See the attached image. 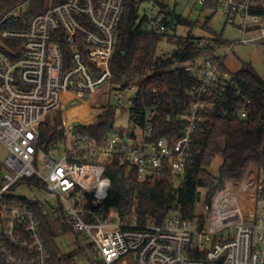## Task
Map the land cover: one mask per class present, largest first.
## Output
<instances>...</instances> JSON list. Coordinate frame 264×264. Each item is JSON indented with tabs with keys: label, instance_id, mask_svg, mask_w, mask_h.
<instances>
[{
	"label": "built area",
	"instance_id": "1",
	"mask_svg": "<svg viewBox=\"0 0 264 264\" xmlns=\"http://www.w3.org/2000/svg\"><path fill=\"white\" fill-rule=\"evenodd\" d=\"M192 1L203 13L220 15L239 28L242 39L230 42L220 55L212 38L201 37L199 57L174 65L185 70L192 86L183 103L184 128L175 142H148L160 104L139 107L144 100L138 82L148 75L130 82L122 76L117 84L113 80L111 60L128 0H61L32 16L31 9L11 15L17 10L15 4L5 10L0 18V148L5 151L0 171V264H50L43 220L60 217L73 233L89 241L87 253L94 262L119 264L131 257L135 264H264V200L259 198L264 182L249 178L226 183L211 204L205 203L204 225L179 217L143 227L102 220L91 223L77 205L95 191L107 162L134 168L139 181L166 171L183 173L193 135L203 113L212 108L211 96L219 87L235 85L225 66L228 54L236 44L259 46L264 54V16L253 12L264 0ZM169 21L167 15H159L154 30L170 32ZM208 51L212 53L207 55ZM71 91L113 97L108 108L127 112L132 123L143 122V127L137 126L141 144L134 143L137 129L130 127L125 135L117 130L101 139L70 128L64 129L59 146L43 152L38 126ZM240 115L246 117L244 111ZM61 151L63 156L56 160ZM41 155L43 170L38 169ZM70 156L75 157L73 162ZM30 179L38 180L37 187L54 201H28L11 194Z\"/></svg>",
	"mask_w": 264,
	"mask_h": 264
},
{
	"label": "trees",
	"instance_id": "2",
	"mask_svg": "<svg viewBox=\"0 0 264 264\" xmlns=\"http://www.w3.org/2000/svg\"><path fill=\"white\" fill-rule=\"evenodd\" d=\"M150 1L153 0H128L117 29L118 41L111 70L115 84L121 82L122 76L130 82L137 76L148 75L147 79L138 82L144 100L139 107L141 110L149 109L160 102L151 123L153 134L148 142L154 143L159 139L175 142L184 128L186 110L183 103L189 99L192 86L185 70L174 69V65L198 58L200 41L192 31L182 36L180 28L193 29L200 23H192L183 14H176L158 4L159 15L165 14L170 20L167 24L170 32L158 33L152 20L140 15L142 4ZM263 4H258L253 12L264 16ZM45 8L42 3L34 4L31 16L43 12ZM200 26L207 29L205 25ZM212 41L221 47L230 44L218 35ZM163 43L175 48L171 55L161 54ZM210 53L212 51H208L207 55ZM231 80L234 86L219 87L211 96L212 108L203 113V120L193 135L191 156L183 173L173 175L166 171L163 175L139 181L134 168L130 169L117 161L107 162L95 191L85 194L77 203L85 211V220L143 227L162 225L168 218L179 217L190 221L197 219L204 225L206 216L196 214L200 190L207 191L205 202L211 204L217 194L225 189L227 182H242L260 173L263 174V181L259 183H263L264 79L251 64H244L240 71L232 73ZM155 90L159 96H156ZM247 101L249 105H246ZM242 111L246 113L245 118L240 115ZM126 113L108 108L97 116L95 125L80 127L78 131L101 139L117 130L125 135L129 127L132 130L137 126L143 127L142 121L132 123L130 119L127 129H114L117 118ZM38 129L39 147L43 152L49 153L63 142L61 121L54 120V124L41 122ZM74 158L70 156L69 161L73 162ZM218 158L222 164L217 175H214L210 167ZM259 198L264 200V192L259 194ZM62 220L63 217L56 221L43 220L42 234L52 256L50 264H72L73 254H65L57 243L60 231L73 233ZM60 228L63 231H58ZM84 255L91 259L89 254Z\"/></svg>",
	"mask_w": 264,
	"mask_h": 264
},
{
	"label": "rangeland",
	"instance_id": "3",
	"mask_svg": "<svg viewBox=\"0 0 264 264\" xmlns=\"http://www.w3.org/2000/svg\"><path fill=\"white\" fill-rule=\"evenodd\" d=\"M59 1L61 0H0V18L5 13V10L14 4L17 6V10L11 12V15L28 13L34 4L42 3L45 7H48ZM158 4L168 8L170 11H176L177 14H183V16L188 18L192 23H200L207 27L206 30L202 28L200 24L194 26L193 29L191 27H181L180 34L182 36H185L192 31L195 37H206L211 39L218 35L223 41L228 43L239 42V40L242 39V33L239 28L227 24L226 19L220 15L212 16L209 12L203 13L201 8L196 6L195 2L191 0H182L178 4L175 0H153L146 2L141 6L140 15L142 17L144 15L148 16L154 24V18H157L160 13V7ZM18 5L21 6L18 7ZM225 47L226 46H222L219 48L218 54L224 55ZM174 49V47L163 43L160 52L161 54L171 55ZM244 64H251L258 75L264 79V54L259 46L236 44L225 61V66L231 73L240 71ZM113 102V97L71 91L63 94L60 107L44 116L42 122L54 124V120L61 121L63 129L74 128L75 131H78L80 127L95 125L94 123L96 122L97 116L104 113L108 106L112 105ZM128 121L127 115H121L116 120V126L122 129H127L129 125ZM136 131L138 138L134 140V143L141 144L142 131L139 128ZM111 135H113V133H111ZM62 151L64 152V150ZM62 151L57 154L56 160H59L61 156H63ZM4 159L5 151L0 148V165L3 163ZM43 160L44 157L41 155L38 163L39 170H43ZM221 164L222 160L219 158L216 159L210 167V172L217 175ZM38 183V180L30 179L19 185L11 192V194L16 198H22L28 201L39 200L53 202L54 198L51 197L45 189L38 188ZM229 189L231 190L230 185ZM206 194L207 191L205 189L200 190V200L196 208V214L198 216L205 214L204 206L206 203ZM60 230L62 229H58V231ZM228 233V230L225 231V234ZM57 243L59 248L65 254H73L71 258L72 264H91L94 260L93 255L90 260L84 255L88 254L87 250L89 249V241L81 235H76L68 231H60L57 237ZM132 263L133 260L130 258L123 260L119 264Z\"/></svg>",
	"mask_w": 264,
	"mask_h": 264
},
{
	"label": "crops",
	"instance_id": "4",
	"mask_svg": "<svg viewBox=\"0 0 264 264\" xmlns=\"http://www.w3.org/2000/svg\"><path fill=\"white\" fill-rule=\"evenodd\" d=\"M250 179H252L253 181H255V182H261V181H263V174H261L260 175V173H258V174H256V175H254V176H251V178ZM228 183H230V184H234V182H228ZM131 257H128V258H125L124 260H126V259H130ZM133 260V259H132ZM123 261V260H122ZM131 263V262H130ZM132 264H135V262H134V260H133V263Z\"/></svg>",
	"mask_w": 264,
	"mask_h": 264
},
{
	"label": "bare ground",
	"instance_id": "5",
	"mask_svg": "<svg viewBox=\"0 0 264 264\" xmlns=\"http://www.w3.org/2000/svg\"><path fill=\"white\" fill-rule=\"evenodd\" d=\"M218 48H221V46H218ZM116 128H117V126H116ZM227 183H228V182H227ZM229 184H230V183H229ZM225 195H227V196H228V195H231V190L229 189L228 192L225 193ZM202 216H203V215H202Z\"/></svg>",
	"mask_w": 264,
	"mask_h": 264
},
{
	"label": "water",
	"instance_id": "6",
	"mask_svg": "<svg viewBox=\"0 0 264 264\" xmlns=\"http://www.w3.org/2000/svg\"><path fill=\"white\" fill-rule=\"evenodd\" d=\"M222 259L219 261V263H221Z\"/></svg>",
	"mask_w": 264,
	"mask_h": 264
}]
</instances>
